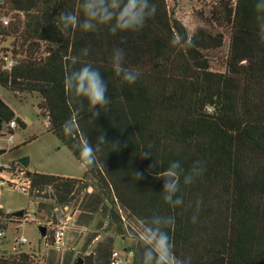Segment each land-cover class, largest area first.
<instances>
[{"label":"trees","instance_id":"obj_1","mask_svg":"<svg viewBox=\"0 0 264 264\" xmlns=\"http://www.w3.org/2000/svg\"><path fill=\"white\" fill-rule=\"evenodd\" d=\"M84 3L8 0L14 14L8 26L0 25V42L11 39L10 49L0 46V53L12 51L15 60L6 71L0 58V87L18 97H41L37 107L49 120L47 131L80 163L79 145L104 136L86 169L95 191L84 208L101 210L110 235L81 256L83 264H110L117 237L132 239L126 249L131 264H158L162 254L151 242L180 264H264V7L257 8L264 0L218 3L211 21L193 32L170 13L167 0H148L142 24L136 23L139 0H104L97 11L106 19L98 17L93 30H84ZM60 13L76 15L80 23L66 29ZM221 27L229 34L225 55ZM117 48L125 53L123 68L138 73L135 83L116 74ZM87 66L107 85L109 103L96 119L86 99L92 83ZM14 120L23 126L0 98V135ZM173 161L181 165L173 197L182 200L179 205L165 201L164 181L157 178ZM28 173L42 199L35 212L40 220H50L54 206L44 190L51 189L55 205L81 197L80 179ZM189 174L193 180L186 184ZM119 209L147 238L128 228ZM0 264L44 263L20 250L0 253Z\"/></svg>","mask_w":264,"mask_h":264},{"label":"rangeland","instance_id":"obj_2","mask_svg":"<svg viewBox=\"0 0 264 264\" xmlns=\"http://www.w3.org/2000/svg\"><path fill=\"white\" fill-rule=\"evenodd\" d=\"M235 0H167L169 11L172 15L180 20L188 31L193 32L199 25H205V22L211 21L212 6L218 3L230 2ZM225 37L223 46L220 51L222 55L227 53L228 49V31L224 28H217ZM11 44V39L6 38L4 42H0V46L4 49ZM214 69H221L216 62L212 63ZM0 98L11 107L15 115L20 118L16 130L13 131V138L10 141L7 126L3 127L0 135V150L4 148L5 152L0 156V162L7 165L11 162H17L22 157H29L30 166L39 172H52L58 175H72L81 177L77 188H80L81 195L79 199H74L69 205H55V201L50 197L52 192L48 188L42 192L47 194V203L52 207L50 210V220H40L36 217L35 212L38 208L40 198L34 195L30 196L23 192H19L10 187H4L0 190V206L2 211L11 210L12 213L24 210L28 214L29 221L19 223L13 221L6 230V240L0 244V253L4 255L15 254V239L25 237L28 243L19 247V251L32 254L34 259H38L44 264H64L66 261L71 263L78 261L83 264L82 255H89L93 252L95 246L103 238L110 235L106 232L107 220L101 215V210L92 211L84 208L85 198L89 193L95 191L94 181L90 176H85L86 170L80 167L72 152L60 143L58 138L48 132V125L44 116H40L37 104L41 102V97L37 95H25L22 97L15 96L9 90L0 87ZM42 200V199H40ZM119 213L123 217V221L134 233L147 238L145 229L135 220L127 217L126 213L119 209ZM34 214V215H33ZM70 218L69 229H67L64 246L61 249L49 246L45 248L44 238L39 226L47 227L51 221L53 226L61 224ZM103 222L101 226L100 223ZM46 229V236L52 235V228ZM129 231V230H128ZM98 236L89 241L92 234ZM129 233H131L129 231ZM132 239L117 237L115 241V250L118 251L125 259V264H131L132 252L127 251L132 245ZM153 247L164 256L167 251L158 243L151 242ZM114 250V251H115ZM171 258V256H170Z\"/></svg>","mask_w":264,"mask_h":264},{"label":"clouds","instance_id":"obj_3","mask_svg":"<svg viewBox=\"0 0 264 264\" xmlns=\"http://www.w3.org/2000/svg\"><path fill=\"white\" fill-rule=\"evenodd\" d=\"M104 0H85V3L82 5L86 19L80 25L84 30H93L94 25L92 24V20L100 18L101 22H103L106 17L100 15L97 11L99 7L103 5ZM139 3L142 5L140 8L139 15L137 17L136 23L142 24L145 18L144 10L148 9L149 3L148 0H139ZM264 7V5H257V8ZM152 10L154 13V5L152 6ZM60 21L63 22L64 28H68L72 25H76L80 23L78 17L71 13H60L59 14ZM176 41L174 40L173 43ZM87 52V49L84 50ZM125 53L123 49H114L113 50V66L116 74L118 76L122 75L124 81L129 84L135 83L138 73L127 70L123 68ZM91 77V88L87 93L86 99L89 104V111L91 114V118L96 119L100 114V108L105 107L109 103V99L107 96V85L103 82V78L98 70H94L91 66H87L86 69ZM99 106V107H98ZM71 129L65 126V132L70 133ZM105 142L104 136L100 135L97 137L95 144L91 143L88 139H86L81 145H79L80 149V167L82 169H87L93 165L95 160V148L99 143ZM149 157L148 154H145V158ZM181 168L179 161H173L170 163L169 167L164 169L163 172L157 177L164 181L162 191L165 193L164 199L166 202L173 203L175 205H179L182 203L180 198L173 200V197L179 191V175L178 171ZM138 179L141 178V173H136ZM193 180V176L191 174L185 176V183H191ZM161 240H167L166 236L160 237ZM148 241H146L147 243ZM170 251L167 252L164 256H160L158 258V264H180V262L176 261L174 258H170Z\"/></svg>","mask_w":264,"mask_h":264},{"label":"built area","instance_id":"obj_4","mask_svg":"<svg viewBox=\"0 0 264 264\" xmlns=\"http://www.w3.org/2000/svg\"><path fill=\"white\" fill-rule=\"evenodd\" d=\"M14 13L9 10L8 0H0V25L6 27L10 24L11 17ZM0 58L4 60V70L9 71L15 64L14 56L12 51H7L6 54L0 53ZM45 121L47 125L49 124V120L45 117ZM18 127V123L14 120L8 124V134L10 135V141L13 138V131L16 130ZM4 150V148L2 149ZM5 151V150H4ZM0 190L4 187L13 188L19 192H23L25 194H31L33 192L32 188V177L28 173L30 170L28 168L23 167L21 164L17 163H9L7 165H3L0 162ZM1 208V207H0ZM2 209V208H1ZM22 216H15L11 210L3 211L0 214V244L6 240V230L8 226L11 224L10 219L17 221L19 223L29 221L28 214H25L24 210ZM34 215V214H33ZM10 216L11 218H8ZM70 218L67 217L66 221H62L61 224H57L53 226L52 222L48 223L46 229L50 226L52 228V235L49 237L48 235L43 236L45 248L49 246H53L55 248L61 249L64 246V240L66 237L67 229H69V222ZM15 245L13 247L15 254L20 253L18 250L19 247L28 243L25 237H20L15 239ZM32 255V254H31ZM33 256V255H32ZM36 262L42 263L38 259H35ZM110 264H125V259L121 256L118 251H113L111 255V262Z\"/></svg>","mask_w":264,"mask_h":264},{"label":"water","instance_id":"obj_5","mask_svg":"<svg viewBox=\"0 0 264 264\" xmlns=\"http://www.w3.org/2000/svg\"><path fill=\"white\" fill-rule=\"evenodd\" d=\"M17 162L19 164H21L23 167L28 168L30 171L34 170V168L30 166V159L27 156L18 159ZM77 193H80V188H77ZM14 215L15 216H22L23 215V211L20 210V211L14 212ZM39 228H40V231L42 233V236H45L46 235V227L39 226Z\"/></svg>","mask_w":264,"mask_h":264},{"label":"crops","instance_id":"obj_6","mask_svg":"<svg viewBox=\"0 0 264 264\" xmlns=\"http://www.w3.org/2000/svg\"><path fill=\"white\" fill-rule=\"evenodd\" d=\"M17 117V116H16ZM19 120H20V118L19 117H17ZM35 169V168H34ZM35 171H37L36 169H35ZM37 172H39V171H37ZM39 173H47V174H53V175H58V174H54V173H52V172H39ZM59 176H64V177H71V178H76V179H81V177H76V176H72V175H65V174H62V175H59ZM1 207V206H0Z\"/></svg>","mask_w":264,"mask_h":264}]
</instances>
